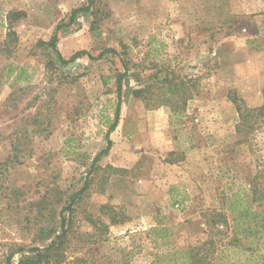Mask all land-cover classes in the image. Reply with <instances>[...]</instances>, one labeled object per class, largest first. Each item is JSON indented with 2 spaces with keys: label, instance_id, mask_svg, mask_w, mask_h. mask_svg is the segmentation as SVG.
<instances>
[{
  "label": "rangeland",
  "instance_id": "1",
  "mask_svg": "<svg viewBox=\"0 0 264 264\" xmlns=\"http://www.w3.org/2000/svg\"><path fill=\"white\" fill-rule=\"evenodd\" d=\"M59 25L64 65L48 45ZM149 86L147 102L133 97ZM179 87L194 96L176 116L163 101ZM233 94L264 104V0H0V264L47 247L63 218L62 264H168L208 240L211 211L231 224L230 198L252 200L264 162V125L245 142ZM118 102L117 129L142 154L118 148L123 167L111 150L94 164ZM105 205L124 222L109 226Z\"/></svg>",
  "mask_w": 264,
  "mask_h": 264
},
{
  "label": "trees",
  "instance_id": "2",
  "mask_svg": "<svg viewBox=\"0 0 264 264\" xmlns=\"http://www.w3.org/2000/svg\"><path fill=\"white\" fill-rule=\"evenodd\" d=\"M91 7L92 5L81 10H75L72 13L70 24L74 22L79 12H89ZM10 17L14 20H19L23 17V14H10ZM63 27V25L57 26L48 45L57 52L60 63L64 65L66 61L61 57L56 48L58 33ZM10 33L14 34L12 31ZM81 54L83 53H79L75 57ZM121 63L125 72L121 74L117 80L118 101H120L123 85L126 83L124 78L127 77L129 72L128 63L124 60H121ZM157 74L150 78L155 83L158 79ZM167 78L165 79L166 81L157 83L156 89L159 90L164 86H172V81H168ZM142 81V78L138 79V82L141 83ZM152 89L153 88L150 86L145 89L139 88L134 90L132 95L138 100L147 102V98L152 95ZM168 91L171 98L164 100L163 105L172 108V113L179 116L182 108L185 109L188 101L192 99L194 95L189 94L185 89L180 87L179 89L169 88ZM191 93H193L192 90ZM229 98L238 114L239 123L236 128L237 134L242 135L245 142H248L249 138L256 131L261 130L264 125V104L259 108L251 109L248 108L243 99H240L236 94L231 95ZM147 104L149 105V103ZM119 118L120 102L117 104L115 121L110 131L115 130ZM107 142V148L96 156L94 164L98 163L99 160L111 150L112 143L109 138ZM261 163V166L257 167V172L252 181V200L247 201L238 193L233 194L230 198L228 211L231 213V224L224 213L214 210L211 211L212 226L211 231L208 232V240L198 247L176 250L173 254L174 257L167 262L168 264H264V185L259 182L264 179V162ZM83 190H81V192ZM182 202L183 201L180 203ZM101 215L109 219V226L122 224L124 222L119 220L120 215L107 205L101 207ZM87 221L97 231L109 230L108 225H99L101 219L87 216ZM70 224L69 221L67 225L65 218H63L61 234L56 236L47 247L20 250L27 253L23 255L20 264H51L52 262L62 264L65 262L66 252L69 248V234L72 232ZM221 228H226V231L224 232ZM49 237L50 235H48V238ZM9 264H11L10 261Z\"/></svg>",
  "mask_w": 264,
  "mask_h": 264
},
{
  "label": "crops",
  "instance_id": "3",
  "mask_svg": "<svg viewBox=\"0 0 264 264\" xmlns=\"http://www.w3.org/2000/svg\"><path fill=\"white\" fill-rule=\"evenodd\" d=\"M157 114V113H156ZM153 115V113H149V116H152ZM120 119V118H119ZM124 119H126L125 117H124ZM119 122H120V120H119ZM119 122H118V125H119ZM123 122H125V120L123 121ZM117 125V126H118ZM123 127H124V125H123ZM123 127H121L120 128V130L119 129H117V127L115 128V130H116V132H115V134H113V135H111L110 136V138H109V140L111 141V143H115V145H114V148L115 149H111V151H110V153H109V155L107 156V159H109V163L113 166V167H123L124 166V164H125V161H124V158H123V153L122 152H120V154L119 155H116V153H118V152H116L115 150H121V149H127V147H132V148H134V149H136L135 151L136 152H139L140 153V155L142 154V151H140V149L138 148L139 147V144H138V146H137V143H132L129 139H131V137H130V133L128 132V130L126 129V132H124V133H122L123 132V130H122V128ZM114 130V131H115ZM113 131V132H114ZM120 135V136H119ZM152 135L153 134H149V136H151V138H152ZM120 138H121V140H120ZM141 147H147L148 149L149 148H151L152 150L154 149H156V148H158V144H153V142L151 141V147L150 146H148L147 144H143V140H141ZM133 144L134 145H136L137 147H135V146H133ZM149 144V143H148ZM177 145V144H176ZM119 148V149H118ZM124 151V150H123ZM116 164V165H115Z\"/></svg>",
  "mask_w": 264,
  "mask_h": 264
}]
</instances>
